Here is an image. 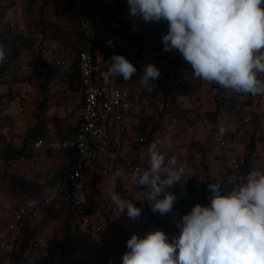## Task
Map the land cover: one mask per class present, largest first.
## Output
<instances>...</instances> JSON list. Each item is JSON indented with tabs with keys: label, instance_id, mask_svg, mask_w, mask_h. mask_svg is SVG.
<instances>
[{
	"label": "clouds",
	"instance_id": "obj_1",
	"mask_svg": "<svg viewBox=\"0 0 264 264\" xmlns=\"http://www.w3.org/2000/svg\"><path fill=\"white\" fill-rule=\"evenodd\" d=\"M128 5L133 18L168 23L163 51L177 50L195 78L236 93L264 96V0H128ZM137 27L133 20L132 30ZM110 59L107 71L100 73L105 83L117 76L128 81L137 72L124 55ZM6 60L0 43V64ZM159 76L155 64H148L136 85L153 91ZM162 143L156 138L149 144L142 156L147 167L136 169L131 183L143 189L137 200H146L153 213L164 215L177 201L169 189L186 180L175 156L166 161ZM120 175L113 173V183ZM230 183L228 189L208 185L210 203H197L176 222L179 235L170 238L160 229L143 238L133 234L126 241L122 264H264V171H249ZM109 197L121 214L126 210L131 220L141 217L142 209L115 190Z\"/></svg>",
	"mask_w": 264,
	"mask_h": 264
},
{
	"label": "rangeland",
	"instance_id": "obj_2",
	"mask_svg": "<svg viewBox=\"0 0 264 264\" xmlns=\"http://www.w3.org/2000/svg\"><path fill=\"white\" fill-rule=\"evenodd\" d=\"M8 5L9 4L5 2V0H2V5L0 7L6 9ZM70 10V5H62L63 14L61 15H64L66 18L65 20L69 23L68 26L64 28H66V32L70 31V29H75V32L71 30L73 33L72 35H74V33L78 35L76 27L74 26L75 24H73L74 22L72 23L74 14L73 12L71 13ZM117 12L119 13L118 15L122 17L120 19L117 18L118 24L123 23L125 27H127V24L133 25V20H135V22H144L139 17L133 18L129 16L128 0H105L104 4L94 8L93 15L103 21L109 19L115 20L116 16L112 14ZM93 19L92 17L89 18V20ZM10 21L11 20H8L7 23H2V26H4L5 29L11 28L9 25ZM151 23L154 25L155 22ZM137 36L138 34L136 32L129 35L133 40H137ZM0 43L4 45L5 40H1ZM159 44L160 42L158 39L157 45ZM9 55L10 53L7 51V60L3 64H0V70L3 65L9 64L7 68L13 65V63L8 61ZM160 56H162L161 53L158 54L157 58V68L160 71V76L155 81L156 88L153 91L145 90L146 98L142 102V105L140 104L143 108H149L148 112H144V109L140 112L142 113L141 123H143V127L140 129L138 126L136 129H133L134 131H132V134H141L145 137L149 135L150 140H148L150 143L156 138L161 139L163 141L160 146L162 154L169 158L175 156L178 164L185 169L184 179L186 181L176 184L169 189V191H176L180 195H187L194 199H197L202 193L204 197L210 199L211 190L208 185L212 184L210 180L215 176L217 169L213 162V160H215L213 158L214 148L212 149V146L210 147V144L207 143L206 140L209 139V135L213 132V129L215 131V129H219V124H224L222 120L224 117L215 114L216 109L213 98L215 94L214 88H217V85L195 78L192 73L193 70L191 65L185 60H177L173 55L164 56L163 58H160ZM13 67H16V63H14ZM1 76H8L10 78V75H7V69L0 71V77ZM18 81L20 80L14 82L19 83ZM181 82L183 83L182 86L178 87L176 83ZM6 83L8 84L9 82ZM9 91L15 90L10 86ZM18 92L19 91H17V93ZM170 100L175 101V105L173 106L174 109L166 106V102ZM175 106L178 107L176 111ZM17 107L19 106L17 105ZM12 110L11 114L14 113ZM164 111L166 112L164 113ZM162 113H167L169 115H164ZM11 118L12 121H9L11 126L8 125L0 128V222L7 218L16 200H19L20 197L26 196L30 194V192L32 193L35 189L41 187L40 185L43 181H49L52 178V172L54 170V164L47 163L46 165H41L42 167L39 169L41 170L39 174H25L26 162L21 160L20 157H18L19 155L12 157V159L7 158V155H9L5 153V147L7 145H10V147L14 145L20 147L23 145V147H25V155H22L33 156L29 155L26 150V147L33 141L32 138H28L29 134L27 135L25 132L28 125L26 122L27 116H24L20 111L19 115L16 116V114H14ZM260 120V126L264 132V116ZM150 128L151 132L155 131V133L148 134V129ZM250 129L251 125H249L247 131ZM132 134L127 139L128 148L136 144V140H134V135ZM13 149L15 148L13 147ZM258 150L260 152L262 151L263 154L260 153L259 156L255 157V164L252 170L264 171V141L263 144L261 143L258 146ZM60 155V153L49 150L44 152L41 157L37 155L33 163L37 164V161L41 160L52 161L54 156L58 157L60 161V159H62ZM91 168L94 169L93 176L88 175L87 172L84 177L86 189L89 191V194L87 193V198L89 195L88 202L97 197L101 199L98 203L91 202V205L96 210V214L102 215L107 223H124L132 227L130 228L131 230L126 228L131 235L152 231L153 222L155 220L158 226L166 224L176 227L174 219L166 218L163 215L153 216L148 202L146 200H137L140 198L139 191H143V189L137 188L132 184L128 173L115 167L109 160L107 161V158L106 161L98 159ZM116 171H120L121 175L113 183L112 176ZM112 190L119 193L125 200L134 202L137 207L142 209V215L138 220L129 219L126 210L124 213H120L110 200L109 192ZM53 219L54 218L47 221L40 228V230L47 228V237L50 238L59 237L63 231L64 217L62 219H55L54 226H48ZM140 221H144L146 223V228L150 230L140 228Z\"/></svg>",
	"mask_w": 264,
	"mask_h": 264
},
{
	"label": "built area",
	"instance_id": "obj_3",
	"mask_svg": "<svg viewBox=\"0 0 264 264\" xmlns=\"http://www.w3.org/2000/svg\"><path fill=\"white\" fill-rule=\"evenodd\" d=\"M72 2L74 4L75 27L82 38V43L76 54V65H71L68 59L61 56L57 50H54L50 67L55 74L59 72L76 73L83 94V106L76 131L72 137L63 139L47 141L42 137L36 138L27 148L29 155H35L44 148L56 151L66 149L70 151V160L63 175L56 178L52 186L46 191L15 203L6 224L0 228V259L4 261L9 258L7 239L18 231L19 225L25 218H38L47 209L54 211L69 207L75 216L77 239L80 240L85 235L89 238V249L84 251L85 256L83 259H85V262H82V264H93L95 257L92 252L97 250L98 247L104 248L109 254L110 264H122L123 253L119 241L90 212L83 173L87 165L96 161L97 149L106 143L110 162L115 167L128 173L131 178V174L136 169L147 167L142 156L150 142L147 137L140 135L136 138V144L130 148L123 146V120L125 115L135 106V96L128 87L113 83H100L96 80L102 64L98 58L93 56L94 43L98 41V37L87 18L90 0H72ZM1 21L4 22L3 18ZM9 25L11 28L16 29L13 22H10ZM154 25L162 35L168 32L167 22H155ZM33 30L34 26L32 25L29 27V31L32 32ZM135 31L132 30V26L123 28V32L128 35H132ZM107 41L109 39H103L101 44L108 46ZM41 48V46H38V49ZM161 54L162 57L170 55L169 52L165 51H162ZM182 60L184 59L182 58ZM230 93H225V96L228 97ZM243 96L244 100L247 99L245 105L241 106V100L231 102L233 105L230 110L232 119L230 124L231 134L226 138L221 148L223 167L218 184L225 189L232 186L230 181L233 178L242 179L244 177L239 171L240 166L243 164V157L238 152L251 124L252 114L258 112L260 115L261 107L264 104V96H252L250 94H243ZM166 106L171 107L172 103H168ZM239 109L243 110L240 115L236 114ZM260 119L262 117L257 119L258 123L261 122ZM20 159H24V156H20ZM152 214L153 216L161 215L158 212H152ZM185 214L187 213L184 211V207H173L170 213L163 216L179 219ZM173 226L167 225V227H162L161 230L171 238L172 235L178 234L176 228H172ZM139 227L146 228V223L140 221ZM126 228L131 230L132 227L126 225ZM146 229L150 230L149 228ZM148 232L140 233L138 236L143 238ZM131 236L130 234L129 239ZM29 245L23 264H44L49 248L47 238L37 234ZM81 253L83 255V252ZM80 258L82 257H76L74 260L77 261ZM74 260L70 264H75Z\"/></svg>",
	"mask_w": 264,
	"mask_h": 264
},
{
	"label": "crops",
	"instance_id": "obj_4",
	"mask_svg": "<svg viewBox=\"0 0 264 264\" xmlns=\"http://www.w3.org/2000/svg\"><path fill=\"white\" fill-rule=\"evenodd\" d=\"M5 2H7L9 5L5 9V15L7 19L4 15V22L7 23L8 20H11L10 22L16 24L18 31L22 33L23 36L28 37L31 40V44L19 58L20 69L24 77L23 80L18 81L19 83H15L14 81L18 79L15 80L11 77L10 79L8 76L0 77V114L8 115L9 117H11L14 114H16V116L19 115L21 111L24 116H27L26 122L28 125L25 129V132L27 133V135L29 134L28 138H32V140H34V133H36V131L43 132L42 130H45L46 133L39 137H42L47 141L72 137L75 133L77 122L80 118L79 111L81 110L80 108H82L83 94L80 90V84L76 82V76H72L76 75L75 73H66L67 75H64L62 74V72H59L55 74L50 67V63L53 59L54 50H57L61 56H64L70 62H74L77 49L82 43V38L79 36L78 32V35H75V33L74 35H72L73 33L71 32V30L75 32V29H70L67 34L65 33L64 37L66 38L65 41H69V44L67 46L62 45L63 43H59L52 38H47L40 44V32L38 31V29H35V26L32 24V19L36 18V14L30 13L29 9L31 7L27 5V0H5ZM104 3L105 0H90V2L88 3L89 7L87 9L88 18L92 17L93 19L94 17L93 20L89 21L91 23L93 31L98 37V41L94 43V55L101 61L102 64V68L97 74L96 80L100 83H105L100 76V73L107 71L108 63H111L110 58L113 54L124 55L137 68V72L130 80L125 81L122 76H117L109 82L128 87L135 96V106L125 115L122 126L123 146H125V148H128L127 139L132 134V131H134L133 129H136L138 126L140 129L143 127V123H141V110L144 109V112H148L149 110L148 107H141L142 102L146 98V89H143L136 84L140 76L143 74L146 65L155 64L156 67L158 66V53L156 47L158 39L159 42H161L162 37L159 33H157L156 26L151 22L142 23L141 21H138L136 22L138 27L135 31L138 34L137 40L131 39L128 34H125L123 32L125 24H118L117 18H122L118 15V12L115 14V20L109 19L103 21L102 19H98L93 15L94 8ZM65 4L67 6L70 5V11L74 14L72 23L74 22L73 24H75L74 4L72 0H52L49 9L43 15V19L53 22V24L59 29L68 26L69 23L67 22V20H65V16L61 15L63 14L62 5ZM32 25L34 26V30L30 32L29 27ZM126 26L132 25L127 24ZM59 32L64 31L59 30ZM103 39L111 40L112 45L110 47H107L106 45L101 44ZM76 43H78V48L74 46ZM4 46H6L7 51L9 52L10 50L8 44L5 43ZM38 46H41L42 48L38 49ZM6 82L9 83L7 84ZM10 86L15 91L10 92ZM17 91L19 92L17 93ZM17 105L19 107H17ZM11 110L12 112H14L13 114H11ZM150 131L151 128L148 129V132ZM151 133L153 134L155 133V131H152ZM132 135H134V140H136V138L141 134ZM21 146L19 147L14 145L13 147L15 149H13V147L7 145L5 147V153L9 154L7 155V158L12 159V153L15 151H21L18 157H20L22 154L25 155V147H23V145ZM28 146L26 148H28ZM49 150L52 149L44 148L33 156H24V159L22 160L26 162L25 174H39L41 171L39 169H41L42 164L46 165L47 163H51L52 165H55L56 163L58 164L59 162H62V160L66 162V159H60L59 161V158L54 156L52 158V161L41 160L37 161V164L33 163V160L35 159V157L37 158V155H40L41 157L44 152H47ZM53 151L60 153L56 150ZM260 153L263 154L262 151ZM106 158L107 161H110L108 146L106 143H104L100 148L97 149L96 161L87 165V167L85 168L83 178L85 177V174L87 172L88 175L93 176L94 169L91 167L95 165L98 159H103L104 161H106ZM145 164L147 166L146 160ZM45 184L46 182L43 181L40 185L41 187L35 189L32 192L33 195L36 194L39 190H42L43 192L46 191L49 186H46V188H44ZM23 197H20V199L16 200V202L20 201ZM10 213L7 217H9ZM53 213L54 219L48 226H54L55 219H62L66 215L64 209L54 210ZM174 220V224L176 225V222L181 220V218ZM153 223L154 225L152 227V231L155 229L161 230V228L164 227L163 224H161V226H158V224H156V220ZM176 230L178 233H180V230L177 227ZM47 231V228H43L38 232V234L43 235L46 238H50L47 237Z\"/></svg>",
	"mask_w": 264,
	"mask_h": 264
},
{
	"label": "trees",
	"instance_id": "obj_5",
	"mask_svg": "<svg viewBox=\"0 0 264 264\" xmlns=\"http://www.w3.org/2000/svg\"><path fill=\"white\" fill-rule=\"evenodd\" d=\"M71 2V1H69ZM52 3V0H27V5H29L31 8L30 13L36 14V18L32 19V24L35 26V29H38L40 32L41 38L39 40L40 44L41 42H44L47 38H52L59 43H63L62 45H68L69 41H65V33L67 34L65 28H57L53 22L47 21L43 19L44 13L49 9L50 4ZM1 0H0V6H1ZM116 12V11H115ZM116 13H113L112 15H115ZM5 15V9H2L0 7V41L5 40V43L9 46V59L8 61L10 63H13V65L9 68V64L3 65L1 70L7 69V73L10 74V77L12 79H18L23 80V73L20 69V62L19 58L21 57L22 53L27 50L31 44V40L28 37L23 36L22 33L18 31V29H12V28H4L2 26V18ZM88 18V14H87ZM89 20V18H88ZM56 28V29H55ZM64 31V32H59ZM157 33H159L162 37L161 32L156 27ZM71 36V35H70ZM65 41V42H64ZM78 48V43L74 45ZM110 47V46H107ZM157 53L160 54L163 51V43L160 42L159 45H157ZM79 49V48H78ZM77 49V51H78ZM77 54V52H76ZM170 55H173L175 59L181 60L182 57L180 56L179 52L175 49L172 51H169ZM93 56L94 55V48H93ZM160 58H163L160 56ZM74 60V59H73ZM77 62V57L75 56L74 62H71V65L75 66ZM14 63H16V67L14 66ZM0 70V71H1ZM3 72V71H2ZM49 74V73H48ZM62 74L67 75L66 72H62ZM76 74V73H75ZM264 74H261V78H264ZM76 76V75H72ZM77 79V76H76ZM74 82V81H72ZM78 82V79L76 81ZM172 84V83H171ZM181 83H176L178 87L182 86ZM217 88H214V102H215V114L217 116L221 115L224 117L222 119L224 121V124L218 125L219 129H213V132L210 133L209 139L206 140L207 143H209L210 147L212 146V149L214 148V165L217 169V172L214 177H212L211 183L212 184H218V179L222 175V167H223V156L221 154V148L222 144L225 142L226 138L231 134V108H233L232 101L234 100H241V106L245 105L247 103V99L244 100L243 93H236L231 90H225L223 88H220L218 85ZM231 92L228 97L225 96V93ZM136 102V100H135ZM172 103L171 108L175 105V101L170 100L167 101L166 104ZM82 106H83V100H82ZM178 110V107L175 106ZM174 109V108H173ZM183 109V108H181ZM166 111H164L165 113ZM162 113V114H164ZM243 110L239 109V111L236 113L238 115L242 114ZM169 115V114H164ZM261 115V116H260ZM260 115L258 112L253 113L251 116V129L247 131L246 135L244 136L242 140L241 149L238 153H240L243 157V164L240 166L239 171L241 174L245 177L249 171H252L253 166L255 164V157L259 156L260 151L258 150V146L263 142L264 140V132L262 131L261 124L258 123L259 117L264 116V104L261 107ZM220 118V117H219ZM220 120V119H219ZM9 121H12V118L8 115H1L0 114V128L11 126V123ZM79 121V120H78ZM78 124V122H77ZM224 128L223 134L220 133V127ZM36 130V129H35ZM217 130V131H216ZM36 131L34 133V139L39 138V136H42L44 133H46L45 130ZM76 131V130H75ZM215 132V133H214ZM148 134H151V131L148 132ZM147 140L150 138L149 135L147 136ZM150 140V139H149ZM148 140V141H149ZM62 159H66V162L62 160V162L58 163L57 165H54V170L52 172V178L46 182L44 188L46 186L51 187L56 178L63 175L65 170L68 167V162L70 160V151L69 150H59ZM21 151H15L12 153V157L16 155H20ZM166 161L169 158L168 156L165 157ZM84 176V174H83ZM48 187V188H49ZM43 191L39 190L36 194H41ZM89 194V191H87ZM173 193L177 196V201L175 202L173 207H184V211L188 213L194 205L197 203L201 205H207L210 203V199L212 197V193L210 194V199H207L204 197V195L201 193L200 196L197 199L190 198L185 195H180L176 191H173ZM30 196H33V193H30L26 196H24L21 200L28 198ZM89 198V195H88ZM90 200V199H89ZM101 199L99 197L93 198L92 201L89 202V208L90 212L99 219L103 224L107 231L111 232L113 237L116 238L120 245H121V251L124 254L126 249V241L129 239L130 232L126 229V225L121 222H112L107 223L104 219V217L100 214H96V210L92 207L91 202L98 203ZM15 203L13 204L12 209L14 208ZM65 210L66 215L64 216L63 220V231L62 234L59 237H53V238H47L48 241V254L45 257L44 264H70L71 261H73L76 257H82L79 260H74L75 264H82V262H85L84 256H85V250L89 249V238L87 235H85L82 239H77L76 237V224H75V216L72 212V210L69 207L62 208ZM53 211L51 209H47L40 217L38 218H25L21 224L18 227V231L13 234L12 237L7 239L8 243V249H9V258L4 261L0 259V264H23L25 260V256L29 250V244L31 240L38 234L40 228L48 221L54 218ZM8 217L0 222V228L3 227L6 224ZM106 222V223H105ZM107 225V226H106ZM167 227V225H164ZM172 228H176L173 226ZM176 235V234H174ZM179 235V233L177 234ZM83 252V255L82 253ZM81 253V254H79ZM95 257V261H93V264H110V258L109 254L105 251L104 248L98 247L97 250L92 252Z\"/></svg>",
	"mask_w": 264,
	"mask_h": 264
}]
</instances>
